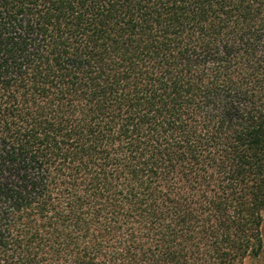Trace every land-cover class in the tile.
Masks as SVG:
<instances>
[{
	"label": "trees",
	"instance_id": "1",
	"mask_svg": "<svg viewBox=\"0 0 264 264\" xmlns=\"http://www.w3.org/2000/svg\"><path fill=\"white\" fill-rule=\"evenodd\" d=\"M263 224L264 0H0V264H246Z\"/></svg>",
	"mask_w": 264,
	"mask_h": 264
},
{
	"label": "rangeland",
	"instance_id": "2",
	"mask_svg": "<svg viewBox=\"0 0 264 264\" xmlns=\"http://www.w3.org/2000/svg\"><path fill=\"white\" fill-rule=\"evenodd\" d=\"M263 237H264V224H263ZM246 264H264V248L258 259H251Z\"/></svg>",
	"mask_w": 264,
	"mask_h": 264
}]
</instances>
